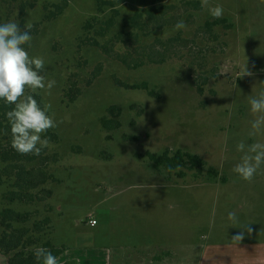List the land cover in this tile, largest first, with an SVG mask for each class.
<instances>
[{
    "label": "rangeland",
    "instance_id": "obj_1",
    "mask_svg": "<svg viewBox=\"0 0 264 264\" xmlns=\"http://www.w3.org/2000/svg\"><path fill=\"white\" fill-rule=\"evenodd\" d=\"M63 1L0 0V24H32L33 39L24 47L45 60L46 80L56 81L51 95L38 92L43 104L51 105L48 114L57 122L70 117L47 131L59 140L49 141L34 163L51 174L43 186L51 197L3 204L0 190V207L31 212L39 220L50 216L58 245L80 242L82 231L91 236L93 228L83 227L89 218H97L98 229L109 224L113 264H120V255L134 254L142 232L167 229V203H179L177 216L183 219L176 226L191 228L202 243L231 241L245 224L253 232L244 242L263 240L264 165L251 182L233 168L243 155L239 143L246 150L264 142V135H249V100L264 91V0H209V7H223L218 19L199 7L201 0H144L147 9L157 10L147 35L139 32L140 43L124 35L111 54L83 44L97 35V26L85 31L97 0H66L64 13L56 16L55 5ZM141 1L119 7L123 24L145 10ZM181 20L187 27L176 30ZM120 29L116 25L113 33ZM246 64L252 77H240ZM115 78L130 85L145 82L156 95L120 88ZM75 87L81 95L70 104L66 94ZM112 107L117 114L108 113ZM104 118L113 120V130L104 128ZM167 149L198 156L203 172L155 168L147 152ZM229 212L236 213L235 223Z\"/></svg>",
    "mask_w": 264,
    "mask_h": 264
},
{
    "label": "trees",
    "instance_id": "obj_2",
    "mask_svg": "<svg viewBox=\"0 0 264 264\" xmlns=\"http://www.w3.org/2000/svg\"><path fill=\"white\" fill-rule=\"evenodd\" d=\"M128 0H97L96 1V16L88 20L85 31L90 33L91 29L96 28V37L89 38L92 43L88 44L89 40L84 39L85 46L101 48L104 53L111 54L112 46L116 42L122 40L124 35L134 38L136 42L140 40V33L143 31V37L147 35V30L152 26L156 16V9H147L149 4L144 0L141 1V8L144 11H136L134 16L125 20L127 26H132L129 30L126 25L120 21L121 11L119 7L127 3ZM201 8L200 2H196ZM68 2L65 0L63 4H57V15H62ZM121 25L118 33H113L117 21ZM148 21V22H147ZM214 23H208L211 26ZM125 25L126 27H124ZM137 31V32H135ZM140 32V33H139ZM104 41V42H102ZM140 43V42H139ZM127 63V62H126ZM145 62H143L144 64ZM143 64H137L134 67H141ZM96 74L93 76V80ZM92 83V81H90ZM115 83L118 87L126 90H145L151 96H155L156 92L150 89L147 83L141 84H126L118 78H115ZM34 98L43 107L41 95L33 94ZM81 95V90L77 87L72 88L66 94L68 102L74 103ZM13 105H5L0 100V190L3 204H13L16 202L26 204H36L45 198H49L52 192L46 190L43 186L47 184L51 174L35 166V162L39 157H42L46 148L42 149L39 156L34 154H20L11 147V132L10 125L6 118V112L11 110ZM112 115L118 113L116 107L109 109ZM103 126L107 131L113 130L112 119H103ZM43 138H47L51 142L59 140L58 135L47 132ZM146 156L153 163L155 168H164L170 172H176L179 169L192 170L197 169V173L203 172L205 163L196 155L182 151L167 149L162 154L157 155L147 152ZM42 194L45 196L42 197ZM31 212L20 213L10 207H0V254L5 256L8 264H41L34 256V249L43 247L48 249L57 259L66 251V245H57L52 239V220L50 216L44 220L34 218ZM48 231H46V228ZM69 264V263H65Z\"/></svg>",
    "mask_w": 264,
    "mask_h": 264
},
{
    "label": "clouds",
    "instance_id": "obj_3",
    "mask_svg": "<svg viewBox=\"0 0 264 264\" xmlns=\"http://www.w3.org/2000/svg\"><path fill=\"white\" fill-rule=\"evenodd\" d=\"M201 7L207 8L213 18H221L223 7L220 5L209 7V0H201ZM176 30L185 29L184 21L175 24ZM32 24L26 23L23 28L15 20L0 24V100L5 105H13L6 112L10 125L11 147L18 153L39 156L42 149L49 146V140L42 138V134L49 129L56 128L58 123L70 120L65 117L57 122L53 115H49L50 104L40 106L33 94L43 90L45 96L51 95V89L56 81L46 80L41 72L45 69V60L39 56H30L25 45L31 44ZM254 73L246 66L240 77H252ZM146 101V100H145ZM251 121L250 136L264 135V91L258 97L250 98ZM237 150L243 152L241 162L236 164L233 171L240 179L251 182L261 165H264V142H255L247 147L243 142L237 145ZM228 219L234 223L237 220L235 212L228 213ZM243 225L244 231L231 237L234 245H239L245 235H251L253 229ZM34 256L41 264H58L57 258L43 247L34 249Z\"/></svg>",
    "mask_w": 264,
    "mask_h": 264
},
{
    "label": "crops",
    "instance_id": "obj_4",
    "mask_svg": "<svg viewBox=\"0 0 264 264\" xmlns=\"http://www.w3.org/2000/svg\"><path fill=\"white\" fill-rule=\"evenodd\" d=\"M167 205L170 215L167 229L142 232L143 238L137 241L134 254L127 258L120 255V264L129 260L130 264H264V239L242 241L239 245L231 241L202 243V237L192 234L191 228L176 226L183 219V214L177 216L179 203ZM88 220L83 227L88 225ZM97 226L90 230L91 236L87 237L82 231L78 235L80 242L66 245V251L57 259L58 264H113L109 224L103 229ZM148 245L150 248H145ZM139 246L143 250H139ZM0 264H8L1 254Z\"/></svg>",
    "mask_w": 264,
    "mask_h": 264
},
{
    "label": "built area",
    "instance_id": "obj_5",
    "mask_svg": "<svg viewBox=\"0 0 264 264\" xmlns=\"http://www.w3.org/2000/svg\"><path fill=\"white\" fill-rule=\"evenodd\" d=\"M98 225V220L96 218H89L88 220V226L91 228H94Z\"/></svg>",
    "mask_w": 264,
    "mask_h": 264
}]
</instances>
